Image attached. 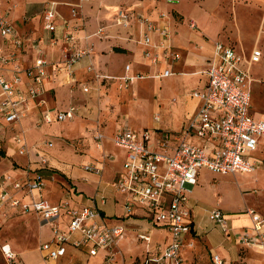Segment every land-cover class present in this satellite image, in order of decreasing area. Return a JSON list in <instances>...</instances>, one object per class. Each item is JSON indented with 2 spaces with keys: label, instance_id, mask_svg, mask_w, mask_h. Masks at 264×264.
Returning <instances> with one entry per match:
<instances>
[{
  "label": "built area",
  "instance_id": "built-area-1",
  "mask_svg": "<svg viewBox=\"0 0 264 264\" xmlns=\"http://www.w3.org/2000/svg\"><path fill=\"white\" fill-rule=\"evenodd\" d=\"M1 9V0H0ZM76 17V9L71 8ZM133 13L119 6L114 24L128 27ZM143 25V57L153 68L150 74L130 72L125 65L123 74L104 76L118 80L119 87L127 88L136 80L147 77L171 76L174 65L182 57L181 51L167 42L168 32L155 21L139 16ZM42 29L48 33L49 45L59 44L61 57L47 59L43 53L44 38L19 33L15 22L3 9L0 10V136L11 133L12 142L20 155L29 151L21 131H17L34 106H43L38 97L44 90V82L54 76L61 84L74 86L77 65L87 58L86 71L94 70L90 61V48L82 46L76 29L64 20L54 1L43 8L40 18ZM194 27V24H191ZM106 27L99 25L94 35L104 36ZM160 36V44H154L153 34ZM42 46V47H41ZM28 49L35 55L30 62L23 59ZM262 52L253 49L248 58L234 46L215 41L205 69L198 72L201 85L189 91L196 101L195 108L185 118L178 132H162L159 144L162 150L149 145L153 130L143 127H123L113 136L115 146L124 150L122 170L110 185L124 196V213L130 215L141 210L153 227L167 231L165 242L151 243L149 233H138V239L149 247L140 264H185L183 247L185 240L194 235L190 193L197 184L201 169L227 174L252 171L264 165V118L252 112V77L249 65L260 60ZM87 92L88 87L80 84ZM37 101V102H36ZM73 106L63 110H41L37 124L71 119ZM159 121V115L154 116ZM103 134L94 135L97 145ZM175 141L171 152L166 150L167 141ZM47 145H51L48 143ZM44 161L43 158H41ZM83 171L100 175L102 165L87 162ZM45 187L43 177L35 171L21 176H0V210L9 208L16 213L33 212L51 227V237L38 246L44 261L56 260L65 255L67 247L84 251L88 256L102 254L101 264H111L117 254V241L125 236L126 226L110 222L100 206L105 197L99 195L91 205L74 206L69 200L53 204L42 196ZM250 219L249 230L240 233L238 241L244 247L264 249V216L253 209L244 211ZM208 219L224 234L231 233L227 214L220 208L208 213ZM151 245V246H150ZM264 254V252H263ZM0 257L8 264L19 260L9 243L0 244ZM211 264H225L217 253L211 252Z\"/></svg>",
  "mask_w": 264,
  "mask_h": 264
},
{
  "label": "rangeland",
  "instance_id": "rangeland-1",
  "mask_svg": "<svg viewBox=\"0 0 264 264\" xmlns=\"http://www.w3.org/2000/svg\"><path fill=\"white\" fill-rule=\"evenodd\" d=\"M51 1L55 2L58 11L64 15L69 13L71 7L76 9V17L71 16V18H74L76 22L79 21L78 29L85 28V24L80 23L81 19L79 17H82L83 20L92 19L93 27L94 24L96 25L95 30L99 25H105L106 27L113 25L115 28L123 27L114 24V20L111 19L109 14L116 8L114 6L119 5L130 9L133 13L130 27L127 30L132 32L133 37L138 40L142 38V33L140 26L135 23V18L138 20L140 18L139 14L134 13L135 7L137 12L141 10L145 12L143 14H147L142 17L152 19L148 17L149 13L154 17L156 15L160 22L155 21L156 25L165 28L168 32L167 42L170 44L171 39L175 44L177 42L185 43L184 46L187 45L190 52H199L190 46L196 44L197 41L200 42V38L209 47L213 46L212 40L230 44L240 51L245 58L249 57L253 49H259L262 52L260 60L249 65V72L252 77L251 104L253 114L256 117L264 118V0H1L0 10L4 9L22 32L43 37L40 18L43 14V8ZM15 2L19 4L18 7L13 5ZM67 2L72 4L68 5ZM24 8L27 10L21 13ZM91 23L90 25H92ZM192 23L194 27H191ZM152 41L154 44L159 45L160 36L157 33L153 34ZM80 43L88 48V45L82 44V41ZM132 45L135 44L132 43ZM180 49L183 52V47H180ZM178 62L173 66L169 65L170 68L178 70ZM137 66L140 67L139 72L142 71L144 74H150L154 68L149 62L148 65L137 64ZM177 70L168 77L138 79L127 88L117 85L115 90H117L120 97L119 103L115 107L118 124H127V126L136 129L154 128L156 130L152 136L153 138L157 134L160 135V132L157 131L159 128L166 131L180 130L185 122V114L192 106L189 91L196 86L199 76L179 73ZM179 70L181 72H192L195 69L186 67ZM201 70L199 69V71ZM66 86L68 85H63L67 90L68 87ZM76 87L78 85L74 88ZM58 106L63 107L60 102ZM155 115H159V121L154 120ZM68 121L61 122L59 126H42L37 129V133L47 137L49 133L55 135L54 131L58 129L70 136L79 134L81 126L77 122ZM105 130L109 131L110 129ZM27 135L31 140V132H27ZM83 139L81 137L69 140L73 145L68 144V148L60 152L58 159L77 168L79 172L80 170L83 171L81 163L84 160L96 157V154L90 150H87L86 153H80V149H77ZM2 146L5 147L6 144ZM73 147L78 152L74 153L72 151ZM261 147L264 148V139ZM108 148L110 151L118 152V148L114 144H110ZM18 159V157L8 156V160L13 163L15 168L20 167L16 161ZM116 165L117 167L120 166V159L116 162ZM57 178L62 181L61 177L57 176ZM55 189L56 183L49 176L46 180L47 195L51 199L57 200L61 194L57 193ZM62 196L67 195L63 193ZM190 198L191 202L196 201L193 208L194 214L197 218H202L206 226L205 232L200 236L193 239L192 237L187 238L183 247L186 264H196L188 262V252L195 251L197 242L199 244L203 243V236L206 238L209 247L221 246L225 250H229L231 245L229 241L223 238L220 229L208 219L207 212L210 209L220 207V209L231 213L244 210L246 206L257 203L253 207L264 213V165L249 172L238 170L227 174L201 169L198 173L197 184L190 193ZM49 234L48 226L44 225L39 228L36 218L32 215L16 213L9 208L0 210V244L8 243L4 240L9 241L15 251L20 253L18 258L20 257L22 261H28L31 264H45L38 250V244L40 240L46 239ZM127 235L129 237L128 242L133 245H140L134 240L135 235L133 233L127 232ZM163 237L164 231L156 228L152 234L153 241L162 242ZM234 254L235 249L231 248L230 256L234 257ZM136 257L134 261H141L144 253ZM125 258L127 261L130 257L126 255ZM2 261L4 260L0 257V262Z\"/></svg>",
  "mask_w": 264,
  "mask_h": 264
},
{
  "label": "crops",
  "instance_id": "crops-1",
  "mask_svg": "<svg viewBox=\"0 0 264 264\" xmlns=\"http://www.w3.org/2000/svg\"><path fill=\"white\" fill-rule=\"evenodd\" d=\"M67 4L69 5L72 3L67 2ZM13 5L15 7H18L19 4L15 2ZM117 7H119V5L114 6L115 9L109 13L112 20H115ZM26 10L24 8L21 13ZM134 10V13L139 14L140 16L147 15L143 14L145 12L141 10L137 12L136 7ZM70 12L71 11H69L67 15L61 14L60 12L59 13L64 20H68L76 29V34L78 37H80L79 40L82 41V44H86L88 45V48H90L91 53L89 58L93 64L94 70L92 72L86 71L88 60L87 58L81 60V62L77 65L75 73L76 79L78 81L76 85H78V87L74 88L76 85L72 87L68 85L66 86L68 87L67 90L65 89V87H63L64 84H61L54 76H50L45 80L44 90L38 97V100H42L43 106L36 105L32 107L28 115L21 120L20 125L17 127V131L22 132L23 137L29 147V151L25 154L19 155L16 151L15 144L12 142L10 132H7L5 135L0 136V174L21 176L27 171H35L37 174L41 175L45 181V187L42 196L53 204L59 203L63 200H69L74 206L81 207L93 204L95 200H98L99 195H103L105 197V202L99 205L102 213L105 215L108 221L121 222L126 226L125 236L117 241V254L115 257L116 259L111 264H140V261L134 260L135 258H137V255H141L142 253H144L145 255L147 247H149V245H147L144 241L138 239L137 234L140 232L149 233L151 237V245L156 242H160L158 240L153 241L152 238V234L154 233L156 228L164 231V240L160 243H163L167 240L168 234L167 231L162 227H153L148 219L141 213L142 211L140 209L136 210L130 215H125L123 207L124 196L118 193L110 185V183L118 176V174L122 170V163L125 152L122 148L115 145L114 146L118 148V152L110 151L108 147L110 144H114V134L117 131L121 130L123 127L127 126V124L119 125L117 122L115 107L119 103L120 97L117 93V90L115 89L117 85L119 86L118 80L114 78L103 77H115L123 74L125 65L130 66L131 73L139 71L140 67H138L137 64L148 65V61L143 57L142 54L145 47L142 43V38L139 40L136 39L135 37H133L132 32L127 30L130 26L115 28L113 25L111 27H106L104 25L107 29L105 30L106 34L104 36L97 37L93 34L96 25L94 24L93 27V22L91 21L92 19L83 20L82 17L78 16L82 20H80V23L85 24V28L78 29L79 21L76 22L74 18H71ZM149 14L151 15V17ZM149 14V18H152V20L159 22L158 18H156V15L154 17L151 13ZM133 22L134 20L132 21V23ZM90 23L92 25H90ZM135 23L140 26L142 33L143 25L136 18ZM18 32L24 33L20 28H18ZM42 32L44 38L43 46L45 47L42 50L45 57L47 59H57L61 57L60 45H49L46 41L48 33L45 30H42ZM33 35L38 36L36 34ZM154 38L156 39V37ZM200 40V42L197 41L196 44L190 46L192 47V49L199 51L198 53H193L190 52V50L187 48V45L184 46L185 43L177 42L175 44L170 39V44L176 46L182 53L181 59L179 60V62L177 61L179 63L178 70H175L183 74L198 75L199 78L196 81L195 87L201 85L200 75L198 74L199 69H205L207 65V59L209 58L213 50V46L209 47L208 44L203 42V39L200 38ZM131 41L135 45H132V43H130ZM212 42L214 44L215 41L212 40ZM177 45L181 48L183 47V52ZM34 55V51L28 49L23 55V59H26V62L28 63L31 61ZM186 67H192L195 70H193L192 72H181L179 70ZM80 84L86 85L88 87V91H83ZM66 101L67 103L65 104ZM59 102L63 107H57ZM195 105L196 101L192 99V106L187 110L185 117H187V115L193 111ZM71 106L75 108V114L71 119H67L64 121L69 122L68 120H71L70 122H77L81 126L79 134L70 136L68 134L62 133V131L58 129L54 131L55 135L51 133H49V135L44 134L47 135V137H44L42 134L37 133V129L41 128L42 126H59L60 123L63 122L54 121L51 123L37 124L36 121L39 118L41 110H63ZM107 128H109L110 130H105ZM151 130L155 131L156 129L154 130L153 128ZM97 131L103 134L99 145H97V141L94 138V135ZM157 131L160 132V135L157 134V136L153 138L152 136L155 133L154 132L151 136L149 145L155 150H162V147L159 144L161 133H175L180 130L166 131L159 128L157 129ZM27 132H31V140H29ZM81 137H83L84 139L77 146V149H80V153H86L87 150H90L94 152V154H96V157H93L92 159L87 158L86 160H84L81 163V168L82 165L87 162L99 163L103 167L100 175L86 173L85 171L81 170L79 172L77 168L70 166L66 162H61L58 160L60 152L64 151V149H67L68 144L73 145L69 140H71L72 138ZM48 143H51V145H47ZM166 143V150L168 152H171L175 145V141L170 139ZM3 144H6V146L3 147ZM77 149L73 147L72 151L76 153L78 152ZM8 156L18 157L21 161L19 159L16 161L17 164L20 165V167H13V163H10V161L8 160ZM41 158H43L44 161H42ZM119 159L120 166L117 167L116 162ZM49 176H51L56 183L57 190L55 189V191L61 194V196L57 200L51 199L47 195L46 180ZM57 176L61 177L62 181L58 180ZM63 193H65L67 196H62ZM190 205L192 206L193 215V239L194 237H198L202 233H204L206 230V226L204 224V220L202 218H197V216L193 212L196 201H190ZM254 205H257V203L253 204L252 206H246L244 210L231 213H228L221 209L227 214L228 224L231 228V233L228 235L224 234L220 230L223 238L231 243V245L229 246V250H225L221 246L209 247L206 238L203 236V243L199 244L196 241L197 245L195 246V251L188 252V258L186 256V258L189 260L188 262H194L196 264H211V252H215L224 259L225 264H264V249L257 246L244 247L239 244L238 241L240 233L249 230L251 226L249 216L244 212L246 209H253L264 216V213L253 207ZM212 209H210L207 213H209ZM22 214H28L35 217L39 228L43 227L44 225L48 226L50 234L46 239L40 240L39 244L51 237L50 225L45 224L39 218V216H37L33 212ZM127 232L133 233L135 235L134 240L140 245H133L131 242H128L129 237L127 235ZM4 242H8L11 245L9 241L4 240ZM11 247L13 248L12 245ZM231 248L235 249L234 257L230 256ZM16 253L19 256L20 253H18L17 251ZM126 255L130 257L127 261L125 258ZM101 262L102 254L88 256L84 251L75 249L71 246L67 247L64 256L56 260L44 261L45 264H101ZM0 264L8 263L2 261L0 262ZM14 264L31 263L28 261H22L19 257V260Z\"/></svg>",
  "mask_w": 264,
  "mask_h": 264
}]
</instances>
